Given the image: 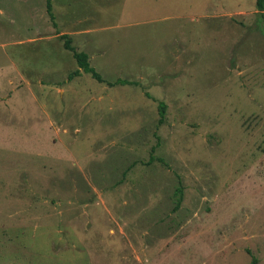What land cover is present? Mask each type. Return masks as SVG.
Here are the masks:
<instances>
[{"label": "rangeland", "instance_id": "374dc122", "mask_svg": "<svg viewBox=\"0 0 264 264\" xmlns=\"http://www.w3.org/2000/svg\"><path fill=\"white\" fill-rule=\"evenodd\" d=\"M51 1L0 0V264H264L256 0Z\"/></svg>", "mask_w": 264, "mask_h": 264}, {"label": "trees", "instance_id": "16d2710c", "mask_svg": "<svg viewBox=\"0 0 264 264\" xmlns=\"http://www.w3.org/2000/svg\"><path fill=\"white\" fill-rule=\"evenodd\" d=\"M256 7L260 11V13L264 14V0H256ZM47 10L50 16L54 17V14L52 11L53 7H52L51 0H47ZM67 35L68 34H63L61 35V37H67ZM66 47L73 52V55L76 58L80 68L91 73L99 81L101 82L104 81V78L95 70V68L91 66L88 53L78 51L76 47L72 45L71 39L69 38H67ZM79 73H80V70H76L73 73H71L70 77H72V75L74 74H79ZM118 83L125 84V83H131V82L129 80H120V79L116 80L115 82H110L111 85L118 84ZM159 112H160L159 122L162 123L164 121L165 113H166V104L164 102H160ZM179 191L182 192L181 189H179ZM181 198L182 197L179 198L178 204L181 203Z\"/></svg>", "mask_w": 264, "mask_h": 264}]
</instances>
